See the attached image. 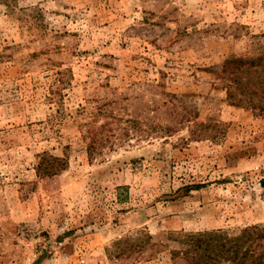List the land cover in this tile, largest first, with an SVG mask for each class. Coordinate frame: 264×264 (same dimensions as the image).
Segmentation results:
<instances>
[{
    "label": "rangeland",
    "instance_id": "obj_1",
    "mask_svg": "<svg viewBox=\"0 0 264 264\" xmlns=\"http://www.w3.org/2000/svg\"><path fill=\"white\" fill-rule=\"evenodd\" d=\"M262 53L264 0H0V264H191L263 227L264 113L221 79Z\"/></svg>",
    "mask_w": 264,
    "mask_h": 264
},
{
    "label": "trees",
    "instance_id": "obj_2",
    "mask_svg": "<svg viewBox=\"0 0 264 264\" xmlns=\"http://www.w3.org/2000/svg\"><path fill=\"white\" fill-rule=\"evenodd\" d=\"M228 64L221 70L227 98L238 105L250 103L264 113V53L253 60L238 59ZM200 251L204 255L197 259L195 252ZM185 253L191 264H215L222 259L236 264H264V226L244 229L233 239L199 235Z\"/></svg>",
    "mask_w": 264,
    "mask_h": 264
}]
</instances>
